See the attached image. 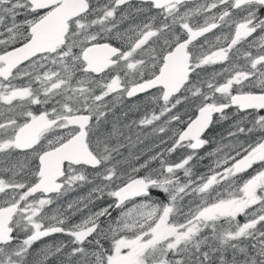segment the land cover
<instances>
[{"label": "snow or ice", "instance_id": "snow-or-ice-1", "mask_svg": "<svg viewBox=\"0 0 264 264\" xmlns=\"http://www.w3.org/2000/svg\"><path fill=\"white\" fill-rule=\"evenodd\" d=\"M0 264H264V0H0Z\"/></svg>", "mask_w": 264, "mask_h": 264}, {"label": "flooded vegetation", "instance_id": "flooded-vegetation-1", "mask_svg": "<svg viewBox=\"0 0 264 264\" xmlns=\"http://www.w3.org/2000/svg\"><path fill=\"white\" fill-rule=\"evenodd\" d=\"M133 2L135 3V2H137V0H133ZM200 2H203V0H200ZM215 31L219 34L221 32V29H216ZM223 31L226 33V31H228V29L225 28V29H223ZM212 67H215L216 69H219L221 66L220 65H215V66H212ZM207 71L210 72L211 71V67L208 68ZM152 91H155V90H152ZM257 91H259V89H257ZM141 95H143V94H141ZM128 103H131V102L129 101ZM190 107L191 106H184V105L178 106L179 114L181 115L182 119L185 120V121H187L189 119V117H194L195 115H198V113L194 109H193V112L191 114L189 113V115L186 114V112H183L185 110L189 111ZM174 111H176V110H174ZM227 111L229 113H232L235 110H234V108H230ZM135 114H136V112L134 114H129L130 120L134 118ZM214 119H215V117H214ZM229 125H230V121H222L219 124H214L212 126V128L208 132H206L204 134L206 137H208L210 139V141H213V142H210L209 144L205 145L203 148L198 150L199 155H203L205 158L202 161H199L198 163L196 161H193V163H197V167L194 169L197 173H206L208 171V166L209 165H213V162H214L215 158L211 157V156H208L207 153H209V152H211V151H213L215 149V147H216L215 141H219L220 140V134H224V135L227 134V132H223L222 130L225 129V128H229ZM183 151L184 152H188V151H191V150L184 149ZM178 154L179 153L174 154L173 155V159H174V157L176 158V156ZM249 172H251V170H249ZM242 175L247 176L248 173H244ZM86 192H87V187L79 188L76 191L69 192L58 203H62L64 206H66L68 201L75 200L78 196H82V195L86 194ZM137 199H139V198H137ZM107 202H111V201L108 198H106L104 202H98V203H107ZM127 206L130 207L131 203H129ZM52 207L54 208V207H56V205H53ZM116 214H117L116 212H113V216H115ZM72 219L73 220H78L79 219V215L72 217ZM240 219L242 220L243 217H240ZM62 239H67V238L63 237L61 234H55L54 236L46 237V238H44V240L38 241L36 244H34L33 245V249L39 250L40 248H42L44 246L45 242H47L49 244H52V243H55V242H59ZM29 259H32V257H30Z\"/></svg>", "mask_w": 264, "mask_h": 264}, {"label": "rangeland", "instance_id": "rangeland-1", "mask_svg": "<svg viewBox=\"0 0 264 264\" xmlns=\"http://www.w3.org/2000/svg\"><path fill=\"white\" fill-rule=\"evenodd\" d=\"M183 112H186V114L189 115V113L191 114V113L193 112V108L190 107V110H189V111L185 110V111H183ZM134 113H135V111H129V114H134ZM138 115H139V113L136 112V114H135V116H134L133 119H135ZM129 119H130V118H129ZM227 130H228V128H225V129H223L222 131H223V132H227ZM143 147H145V145H144V144H141V145H138L137 148H135V149H133V150H134V151H137V150H139V148H143ZM125 151H126V150H125ZM174 159H176V158L174 157Z\"/></svg>", "mask_w": 264, "mask_h": 264}, {"label": "bare ground", "instance_id": "bare-ground-1", "mask_svg": "<svg viewBox=\"0 0 264 264\" xmlns=\"http://www.w3.org/2000/svg\"><path fill=\"white\" fill-rule=\"evenodd\" d=\"M227 32V31H226Z\"/></svg>", "mask_w": 264, "mask_h": 264}]
</instances>
